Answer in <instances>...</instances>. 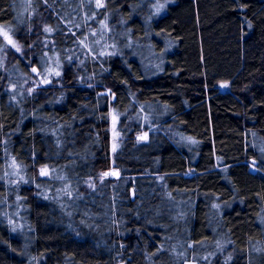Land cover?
Listing matches in <instances>:
<instances>
[{
  "label": "trees",
  "instance_id": "trees-1",
  "mask_svg": "<svg viewBox=\"0 0 264 264\" xmlns=\"http://www.w3.org/2000/svg\"><path fill=\"white\" fill-rule=\"evenodd\" d=\"M97 4L0 0L18 41L51 29L63 71L13 102L26 65L0 36V264H264V0Z\"/></svg>",
  "mask_w": 264,
  "mask_h": 264
},
{
  "label": "rangeland",
  "instance_id": "rangeland-1",
  "mask_svg": "<svg viewBox=\"0 0 264 264\" xmlns=\"http://www.w3.org/2000/svg\"><path fill=\"white\" fill-rule=\"evenodd\" d=\"M99 4H102L104 6V0H97ZM160 7V8H159ZM156 10L154 9V15H159L160 12L163 11L162 4L161 5H155ZM39 29L35 30L33 32H41L44 30L46 33L45 36L42 37V49L38 48L34 42L31 41L29 45L27 46L23 42L18 41L14 36L10 33L8 28L0 27V36L3 38L4 42L8 44L9 50L12 51L11 60L13 61L15 57H19L21 61L25 62L26 65V71L19 69H15V72L12 73L9 77V80L7 81V90L11 95L12 101H18L19 97L23 94V90H25L26 85L30 84L31 87L36 89L40 87H47L55 83H61L63 78V71L62 67L60 65V60L58 59V56L56 53H53L50 51V49H47V47H50L52 39L51 34L52 31H46L48 27H46L45 23L39 24ZM89 34L94 35L93 41L95 44L98 45V51L100 53H105L108 50V33L110 32V28L107 25V22L105 19H100L96 23L95 27H89L87 29ZM7 32V38L2 35V33ZM50 32V33H49ZM88 36V35H87ZM8 39H11L12 44L8 43ZM15 45L13 47L12 45ZM83 44L87 46L88 49H92L93 47L90 45V43H87V39ZM3 45V44H1ZM19 49V50H17ZM37 51L43 52L39 56V62L33 63L31 62L32 56L37 53ZM92 51V50H91ZM0 63L6 65V56L4 54L3 47L0 46ZM33 69H36L34 72ZM59 72V75H55V73ZM49 81L48 83H43V81ZM225 85H222V88H225ZM110 96L114 94L113 91L110 89L107 90ZM121 111L118 109H111V115H110V133H111V151L112 156H114V152L119 144L121 133L119 129V124L121 122ZM123 114V113H122ZM144 137V134L139 136ZM264 149V148H263ZM11 172L10 174L15 177V179H21L22 175L20 174V166L18 163L15 162L14 159L11 161ZM46 170L49 175L48 169H41L39 170V173L41 175V171ZM105 173H109V175H105ZM103 173L102 177H110V178H118L120 176L119 171L116 167L110 168L109 171ZM112 173H115L113 175ZM46 176V175H42ZM184 209V207H183ZM186 218V217H185ZM187 264H196L195 262H188Z\"/></svg>",
  "mask_w": 264,
  "mask_h": 264
},
{
  "label": "snow or ice",
  "instance_id": "snow-or-ice-1",
  "mask_svg": "<svg viewBox=\"0 0 264 264\" xmlns=\"http://www.w3.org/2000/svg\"><path fill=\"white\" fill-rule=\"evenodd\" d=\"M97 6L98 7H103V5L102 4H97ZM46 31H51V29H46ZM2 35L3 36H5L6 38H7V32H4V33H2ZM8 43L9 44H12V41H11V39H8ZM13 47H15V45L13 44L12 45ZM17 50H19V49H17ZM33 71L35 72L36 71V69H33ZM55 75H59V72H57V73H55ZM49 81H47V80H45V81H43V83H48ZM146 137H141V139H145ZM253 171H256V169H255V167H253ZM113 175H115V173H112ZM41 175H48V173H47V171L46 170H42L41 171ZM105 175L107 176V175H109V173H105Z\"/></svg>",
  "mask_w": 264,
  "mask_h": 264
},
{
  "label": "water",
  "instance_id": "water-1",
  "mask_svg": "<svg viewBox=\"0 0 264 264\" xmlns=\"http://www.w3.org/2000/svg\"><path fill=\"white\" fill-rule=\"evenodd\" d=\"M113 100L115 101L116 100V94L113 95ZM254 163H256V161H254ZM256 169V168H255ZM252 171H253V167H252ZM257 171V169H256ZM256 171H253V172H256ZM132 195L134 197V191H132Z\"/></svg>",
  "mask_w": 264,
  "mask_h": 264
}]
</instances>
